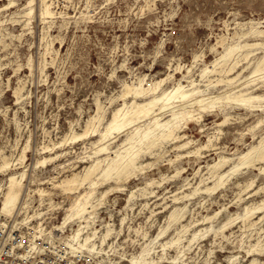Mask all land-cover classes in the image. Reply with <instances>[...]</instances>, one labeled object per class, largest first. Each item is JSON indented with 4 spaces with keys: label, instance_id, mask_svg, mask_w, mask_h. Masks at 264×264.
<instances>
[{
    "label": "rangeland",
    "instance_id": "rangeland-1",
    "mask_svg": "<svg viewBox=\"0 0 264 264\" xmlns=\"http://www.w3.org/2000/svg\"><path fill=\"white\" fill-rule=\"evenodd\" d=\"M3 2L0 1V5ZM25 2L18 0L17 6L0 12V19L4 20L0 26V152L11 157L13 166L7 172H20L24 165L27 166V176L20 186L22 200L27 198L30 190L43 188L51 193L54 203L61 205L59 208L52 205L49 209L50 204L45 203L50 198L46 195L45 203L39 206L38 193L31 191V213L33 209H48L43 216L47 227L62 220L66 207L76 195L74 193L65 198L66 194L53 183L72 172L81 171L92 162L89 155L93 154V142L99 135L95 132L69 140V143L55 146L52 151L42 152L40 148L43 145L52 146L66 134L83 132L87 120L95 114L98 102L105 111L104 121L98 124V128H104L112 111L123 104L119 94L124 81H136L143 75L146 82L155 81L173 73L171 70L178 64L183 66L182 69L166 79L162 87L171 86L186 67L192 68L191 75L197 78L203 64L211 65V61L223 50L219 42L222 38L225 43L235 42L239 39L235 32L249 28L250 21H259L260 26H264V0H54L56 16L47 36L52 47L49 54L43 56L45 41H42L41 35L44 25L49 23L41 22L38 16L40 2L36 0L31 24L25 26L24 17H20L19 13ZM246 39L254 41L256 37ZM263 52L264 46L254 48L256 55L252 57L250 66ZM195 55L199 56L196 62ZM28 57L32 58L31 67L27 64ZM45 61L42 71V62ZM241 67L239 65L236 70ZM248 70L244 71V76ZM257 82L252 83L250 89L255 93H264V82ZM219 84L207 87L201 82L199 86L206 93H217L225 87L222 82ZM15 87L21 88L19 99L14 94ZM215 112L204 113L200 122L187 121V125L181 128V133L187 134L184 140L191 139L187 148L178 150L172 147L174 143L167 142L154 150L163 154L160 157L144 154L139 160L145 165L144 171L132 177L122 190L108 196L99 209V217L109 220L112 214L113 222L119 226L122 215L119 209L125 204L128 192L132 189L135 192L131 206L125 210L128 217L117 242V246L121 245L118 252H137L140 243L153 237L160 226L167 225L166 217L173 208L186 205L181 221L174 222L161 238H175L182 224L190 227L180 243L185 249L184 255L180 253L174 264H264V218L259 220L263 212L253 216V220H258L253 228L244 227L243 221L238 218L224 232L219 231L215 235L212 230L189 244L195 230L211 225L219 229L229 213H243L245 204L264 198L263 190L249 196L250 192L264 184V174L259 169L264 166L263 161L241 168L211 194L199 191L190 198L172 199L173 195L182 196L192 190L203 177L204 184H213L209 164L219 155H226L233 157L223 167V171L229 169L238 154L257 144L264 134V111L258 108H229V120L225 125H217L216 122L223 119L226 112ZM165 116L168 117L167 114ZM258 120L263 121L258 124ZM207 133L220 136L213 140L215 145L201 149L199 155L186 153L206 143ZM125 137L126 131L111 144V150L116 149ZM25 146L28 147L26 157L20 163L19 157ZM57 153L62 154L34 169L36 160ZM178 154L183 155L179 157ZM178 169L181 170L179 174L176 172ZM5 178L6 175L0 173V180ZM151 179L162 182L148 185L147 191L154 192L145 196L142 194L145 191L143 187ZM250 179L255 182L242 193L245 182ZM239 182L244 184L238 185ZM110 184L115 183L107 182L100 189ZM216 212L215 218L203 221L205 215ZM146 232L148 235L144 238ZM258 241L263 248L261 252L251 250V245ZM156 246L159 249L158 244ZM177 252L174 245L168 248L167 256L175 257ZM118 258V254L114 255V259ZM161 264L172 263L164 261Z\"/></svg>",
    "mask_w": 264,
    "mask_h": 264
},
{
    "label": "bare ground",
    "instance_id": "bare-ground-1",
    "mask_svg": "<svg viewBox=\"0 0 264 264\" xmlns=\"http://www.w3.org/2000/svg\"><path fill=\"white\" fill-rule=\"evenodd\" d=\"M0 1H4L0 5V12L3 9L14 8L17 6L18 2V0ZM39 2L40 10L38 16L42 23H49L47 26L44 25V32L43 35H41L42 41H45L44 56V54L50 51V46L52 45V42L47 41V36L51 23L54 22L56 11L53 9L54 0H39ZM35 4L36 0H26L25 4L22 6L21 12H19L21 14L20 17H24L22 20L25 21V26L29 27L31 24V19L35 13ZM16 20L17 19H15V21ZM3 21L4 20L0 19V26L3 24ZM250 23V27L246 30L240 33L237 31L235 32V35L239 38L235 42L225 43V39L220 38L221 40L219 42L222 44L223 50L211 61V65L207 63L203 64L198 71L197 78L192 77V68L186 67V69L182 71V76L176 79L171 86L162 87V83L166 79H170L174 72L182 69L181 67L183 66L178 64L171 70L173 73H168L166 77H161L155 81L146 82L145 75L138 77L136 81H124L122 91L119 94L123 99V104L112 111L104 128H98V124L104 121L103 119L105 118L103 106L98 102L97 110L95 114L91 115L87 120L83 132H73L71 135L66 134L59 142H53L52 146L43 145L40 148V150L44 152L46 150H53L55 146L63 145L69 140H75L80 137L83 138V136H88V134L91 133L97 132L99 135L98 139L93 142V154L89 155V157H92V162L84 166L81 171L72 172L63 178L57 179L56 182L53 183L54 187H58L66 194L65 198L76 193L70 204L66 207L64 216L60 222L54 223L50 227L45 225L43 216L48 209L45 211L33 209V213H31V191L38 193L39 206L45 203L44 197L46 195L50 198V200L45 203L50 204L49 209L52 205H54V208H59L61 205L54 203L55 201L50 197L51 193L43 188L30 190L27 198L22 200L20 186L27 176V166L24 165L23 170L20 172H7V170L11 169L13 166L10 160L11 157L9 158V156L0 152V173L6 175L5 179L0 180V215L10 220V226L14 230H20L23 227L29 229L33 228L34 231L31 232V240H36L43 236L63 240L72 249L88 257L92 264H161L164 261L174 264L180 253L184 255L183 252L185 249L180 246V243L184 234L188 232L190 227L186 224H182L181 229L177 230V236L175 238L174 236L167 240H161V238L167 233L168 228L174 225V222L181 221L185 215L186 205L173 208L166 217L167 225L160 226L158 232L153 237L148 241L140 243L137 252L130 254L118 252L121 245L118 244V246H120L118 248L117 242L121 238L122 232H124L123 229L128 217L125 210L131 206L135 196L134 190L132 189L128 192L125 204L119 209V212L122 214L119 218V226L115 225L113 222L112 214H110L109 220L100 218L99 209L105 204L110 194L122 190L132 177L144 171L145 165L139 163L140 158L144 154H156V156L160 157L163 154H161V152H155L154 150L157 147L160 148L167 142L174 143L172 147L178 150L187 148L191 143V139L184 140L187 134L181 133V128L187 125V121L200 122L204 113H216L215 111L218 112V110H221L226 113L224 114V118L217 121L216 124L225 125L229 120L227 113L229 108L239 106L250 110L258 108L264 111V93H255L250 89L252 83H258L257 81L264 82V52L257 58L255 64L250 66L252 57L256 55L254 53V48L264 46V26H260L259 21H250ZM249 36L256 37V39L254 41H249L246 39ZM241 38L244 39L241 40ZM197 57L199 56L195 55L194 62H196L195 59H197ZM27 61L28 66L31 67L32 58L28 57ZM42 63L41 70L43 71L46 61ZM245 63L246 65H244ZM239 65L242 67L236 70ZM246 69H249L248 74L244 76L243 74ZM215 74L219 76L214 77ZM201 82H204L207 87L211 84H221L222 82L225 87L222 91L217 93H206L204 89L199 86ZM20 90V87H15L14 90V94L18 99L21 97ZM129 97H132V99L128 100L127 98ZM166 114L168 117L165 116ZM261 121L263 120H258V124H260ZM140 122L143 123L139 124ZM125 131L126 137L116 149L111 150V144ZM219 137L220 136L217 137V133H207L206 143L199 144V146L188 150L186 153H196L199 155L201 149L207 148L209 145H215V143L213 144V140ZM27 148V146L23 147L19 157L21 162H18L23 163L26 157L25 150ZM61 154L62 153H57L36 160L33 165L34 169L45 165L49 161H54ZM103 154H105V156L101 157ZM181 155L183 154H178L179 157ZM175 157H177V155ZM236 158L237 160L230 165L229 169L223 171V167L230 163L233 157L219 155L217 160L208 165L209 173H211L213 177V184H204L205 179L203 177L189 192H185L182 196L173 195V201H177L184 197L190 198L199 191L211 194V192H214L217 188L226 184V180L229 179L231 175L237 173L241 168L255 166L256 161L264 162V134L261 135L257 144H252L246 151L238 154ZM259 169L260 172L264 174V166H260ZM180 171L181 170L178 169L176 172L179 174ZM162 180H164V178ZM111 181L115 184H110L105 189H100L103 184ZM155 182L160 184L162 181L156 179L146 181V185L143 187L145 191L142 194L146 196L148 193H153L154 190L147 191V186ZM254 182V179L246 181L242 193L244 190H248ZM242 184L244 183H238V185L241 186ZM260 190L264 191V184L260 185L254 192H250L249 196L256 194ZM239 199L241 200L242 197L239 196ZM218 212L214 215H205L203 221L212 220ZM261 212H263V215L259 217V220L264 218V198L257 202L253 200V202L245 204L243 206V213H229L228 218L219 226V229H215L213 225H211L210 227H204V229L195 230L192 233V237L189 239V244L199 237L207 235L212 230L215 235H217L219 231L224 232V229L234 223L238 218L243 221L244 227L253 228L257 225L256 222L258 221L253 220V216ZM18 216H21V218H18ZM12 220L13 223H11ZM34 221L35 223L33 224ZM97 222L98 225L96 224ZM128 227L130 228V224ZM243 233L244 232H242V234ZM147 235L146 232L143 237L145 238ZM157 244L159 249H157ZM260 244L261 243L258 241L251 245V250L261 252L264 246L262 248ZM31 245H34V243H31ZM174 245L178 251L177 255L175 257L174 255L168 257L167 250L170 247H174ZM187 246L188 244L186 247ZM116 254L119 255L118 259H114V255ZM95 258H98V260L95 261ZM231 259V263H233V256H231Z\"/></svg>",
    "mask_w": 264,
    "mask_h": 264
},
{
    "label": "built area",
    "instance_id": "built-area-1",
    "mask_svg": "<svg viewBox=\"0 0 264 264\" xmlns=\"http://www.w3.org/2000/svg\"><path fill=\"white\" fill-rule=\"evenodd\" d=\"M32 231L27 227L14 230L10 220L0 215V264H92L88 257L58 238L43 236L31 240Z\"/></svg>",
    "mask_w": 264,
    "mask_h": 264
}]
</instances>
